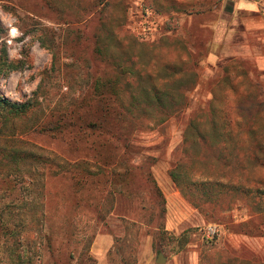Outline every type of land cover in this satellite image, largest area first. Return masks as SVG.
Instances as JSON below:
<instances>
[{"label":"rangeland","instance_id":"obj_1","mask_svg":"<svg viewBox=\"0 0 264 264\" xmlns=\"http://www.w3.org/2000/svg\"><path fill=\"white\" fill-rule=\"evenodd\" d=\"M238 1L0 0V50L7 43L10 59L25 64L21 72L0 81V94L11 103L32 101L35 105L0 135V215L15 202L38 203L27 210L9 209L0 218V264H19V255L24 264H159L161 254L164 264H199L211 246L222 249L227 245L244 247L264 258V192H258L264 189V165L250 156L254 146L244 137L238 143L230 140L227 151L221 153L225 144L199 141L189 127L197 106L208 105L214 98L210 87L214 79L217 97L222 96L223 72L216 68L228 58L238 59L245 69L255 72L252 99L264 103V71L256 69L257 56L264 54V12L252 15L238 10ZM255 25L261 27L260 32H247ZM128 36L145 46L117 49L115 41ZM167 38L187 40L197 55L205 54L196 60L198 85L187 93L192 106L154 129L137 126L133 131L131 124L105 118L111 122L106 126L112 135L131 140L138 164L151 174L148 183L141 169L135 171L130 181L134 199L113 193L110 183L102 188L79 187L78 192L71 180L51 176L49 166L44 168L37 161L18 165L6 157L5 149L17 147L7 140V135L15 133L71 162H100L105 171H114L108 169L114 164L113 147L104 145L97 151L92 147L100 134L66 132L53 138L31 132V127L67 109L78 112L74 117L81 125L105 122L102 109L95 108L96 79L119 73L121 66L151 71L178 63V52L167 48ZM130 59L135 63L127 62ZM118 84L122 98L130 102L131 91L123 80ZM36 99L40 106L36 107ZM31 172L38 173L35 186L30 184ZM196 179L231 183L238 189H225L217 202L220 208L214 204L216 208L203 210V191L188 182ZM76 194L97 198L102 205L75 207ZM218 194L216 190L214 195ZM21 219L29 224L25 221L18 227ZM210 226L217 232L207 238L204 230ZM182 234H189V242L179 250L175 239Z\"/></svg>","mask_w":264,"mask_h":264},{"label":"trees","instance_id":"obj_2","mask_svg":"<svg viewBox=\"0 0 264 264\" xmlns=\"http://www.w3.org/2000/svg\"><path fill=\"white\" fill-rule=\"evenodd\" d=\"M167 40L169 42L166 43L167 48L174 53L178 52V63H167L163 69L156 70L151 68V71H137L133 66L130 69L121 68L122 66L120 67V64L115 61L114 65L120 67L119 73L114 68L116 72L114 71L113 75H109L106 78L99 76L96 79L92 89L96 94L94 99L97 100V107L95 108L96 110L102 109L104 120L108 117L110 120L114 118L116 124L126 122V124L133 126V131L137 126L142 129L145 127L154 129L156 126H162L161 124L171 117L184 113L185 110L192 106L187 93L193 91L198 85L199 74L196 60L205 54L197 55L194 50L189 48L187 40L175 39L172 41L170 38H167ZM133 44L145 46L144 43H140L132 36L125 37L123 40L119 38L115 41L117 49H120L123 45L134 46ZM8 49L7 43H4L0 50V81L6 79L14 72H21L25 68L23 61H12L10 59ZM100 49L98 46L97 52L102 54L103 52ZM217 56L221 61L220 55ZM127 62L135 63L133 59ZM216 69H220L223 72L222 84H224V89L222 96L217 97L215 88L218 87V82L214 79L210 83L214 98L208 105L201 104L197 106V110L190 117L189 127L193 130L194 137L199 139V141H209L214 145L225 144L223 145L225 148L221 150V153L227 151V144L230 140H235L238 143L246 137V141L254 146L250 156L263 166L264 136L262 132L264 131V110L261 108L264 103L252 99L253 89L255 88L253 79L255 72H249L250 70L244 68V63L234 57L221 61ZM120 80H123L125 86H127L126 88L131 91L130 102H125L119 92L118 82ZM134 82L136 83L134 88L136 91L132 89ZM40 90L43 91L44 88L40 87ZM32 103V101L11 103L0 94V135L10 129L7 126H15L18 121L23 120L35 106ZM35 104L36 107L40 106L39 100L36 99ZM75 113L78 112L67 109L60 115H53L51 119L36 122L30 131L51 135L53 138L62 136L66 132L80 133L83 131L86 135L87 132L98 133L100 135L94 140L92 147L95 148V151L104 145L113 147L109 146L112 151L111 161H114V164L108 169L113 168L112 170L114 171H105V167L100 162L91 163L87 160L71 162L54 151L26 141L20 135V137L15 136V133L7 135V140H12L17 144V147L5 149L7 152L6 157L13 160L14 163H18V165L19 163H34L37 161L44 168L49 166L47 169L51 176L64 177L71 180L73 187L78 188V192L81 190L79 187L85 188V186L93 184L102 188L110 183V190L113 193L134 199L130 181L134 178L133 174L135 171L141 169V174L148 183L152 182V178L150 172L144 171L142 169L144 166L138 164V152L135 151L136 149L134 150L131 140L121 135H112L106 126L111 125V122L107 120H105L106 123L102 121L101 124L94 120L87 126L81 125L79 123L80 120L74 117ZM102 140L106 143L103 144ZM29 175L30 184L35 186V183L39 180V178L35 179L38 173L31 172ZM172 177L174 182L180 186L177 175L172 173ZM188 182L193 188L196 187L203 191L206 198V201H204L205 207H200L203 210L208 207L216 208L218 206L220 208L221 205L217 204V202L221 201L220 196L226 192L225 189H228V191L238 189L237 186L231 183L209 179L202 181L196 179ZM153 186L162 197L163 194L154 181ZM216 190L219 193L218 195H214ZM258 192L263 194L264 189H258ZM74 197L76 198L74 201L75 207L84 206V203L98 202L99 200L97 198L86 199L79 197L77 194ZM25 202H15L13 203L14 205L6 207L3 211L1 210L0 218H4L9 209L22 208L27 210L28 207L31 208L38 204L33 201L31 203ZM102 202L101 200L98 202V204L100 203L99 206L102 205ZM214 204L216 207H213ZM39 205L43 206L42 203H39ZM161 212L164 214V209ZM25 221L29 224L27 219H21L18 227ZM159 230H163L162 226L159 227ZM184 238H186V241H183ZM188 239L189 234H182L175 239L179 250L183 249L184 245L189 242ZM223 247L218 249L211 246V249L206 250V253L201 256L199 264H264V258H260L258 254H253V252L250 253L251 251L244 247L239 249H232L229 245ZM245 250L246 254H244ZM72 254L74 255V253ZM225 254L230 256L227 258L224 256ZM17 261L19 264H24L21 255H19Z\"/></svg>","mask_w":264,"mask_h":264},{"label":"crops","instance_id":"obj_3","mask_svg":"<svg viewBox=\"0 0 264 264\" xmlns=\"http://www.w3.org/2000/svg\"><path fill=\"white\" fill-rule=\"evenodd\" d=\"M236 6L238 10L246 11V13H249L252 15L260 14L262 13V11L264 12V3L262 0L261 1L239 0ZM246 22H251V20H248ZM251 24L254 25L255 22H252ZM247 30H248L247 32H252V33H255L257 31L260 32L261 27L259 28V26L255 25L252 29H250L249 27ZM257 57L258 58L256 60V69L259 68L260 70L264 71V54L260 56L258 55Z\"/></svg>","mask_w":264,"mask_h":264},{"label":"built area","instance_id":"obj_4","mask_svg":"<svg viewBox=\"0 0 264 264\" xmlns=\"http://www.w3.org/2000/svg\"><path fill=\"white\" fill-rule=\"evenodd\" d=\"M217 229L215 227H208L204 230V234L207 238H212L213 236L216 235Z\"/></svg>","mask_w":264,"mask_h":264},{"label":"water","instance_id":"obj_5","mask_svg":"<svg viewBox=\"0 0 264 264\" xmlns=\"http://www.w3.org/2000/svg\"><path fill=\"white\" fill-rule=\"evenodd\" d=\"M157 262L159 264H164L166 262V259L163 257V255L161 254L157 260Z\"/></svg>","mask_w":264,"mask_h":264},{"label":"clouds","instance_id":"obj_6","mask_svg":"<svg viewBox=\"0 0 264 264\" xmlns=\"http://www.w3.org/2000/svg\"><path fill=\"white\" fill-rule=\"evenodd\" d=\"M11 34H12L13 36H15V35L17 34V29L13 28V29L11 30Z\"/></svg>","mask_w":264,"mask_h":264}]
</instances>
